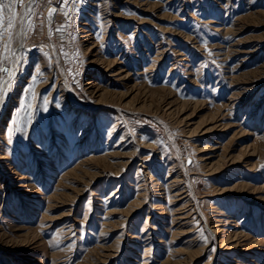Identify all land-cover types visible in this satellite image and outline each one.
<instances>
[{
  "label": "rangeland",
  "instance_id": "1",
  "mask_svg": "<svg viewBox=\"0 0 264 264\" xmlns=\"http://www.w3.org/2000/svg\"><path fill=\"white\" fill-rule=\"evenodd\" d=\"M34 7L0 106V264H264V0Z\"/></svg>",
  "mask_w": 264,
  "mask_h": 264
},
{
  "label": "snow or ice",
  "instance_id": "2",
  "mask_svg": "<svg viewBox=\"0 0 264 264\" xmlns=\"http://www.w3.org/2000/svg\"><path fill=\"white\" fill-rule=\"evenodd\" d=\"M66 9L63 14L69 16L67 5L69 0H62ZM80 0H71L73 5L79 3ZM37 0H29L27 7H25L24 0H0V106L3 105L9 89L12 87V81L15 79V72L12 70L11 65L14 63V57L16 53L12 47L14 36H27L31 32L35 31L36 25L34 17L37 15L35 11V5ZM51 3V0H49ZM17 7L22 9L21 12H17ZM5 11L8 12L5 17ZM56 8H51L48 12V20L51 22L53 15L56 13ZM63 28H57L56 31L62 32ZM5 38L7 42L4 43ZM7 76V82L4 77ZM35 77H33V84L29 85L26 93H31L34 97V85ZM46 103V101H45ZM31 107L30 104L27 105ZM15 123V121H14Z\"/></svg>",
  "mask_w": 264,
  "mask_h": 264
}]
</instances>
